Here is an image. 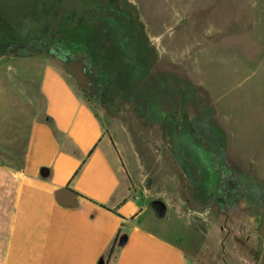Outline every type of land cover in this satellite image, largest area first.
<instances>
[{
    "label": "rangeland",
    "instance_id": "374dc122",
    "mask_svg": "<svg viewBox=\"0 0 264 264\" xmlns=\"http://www.w3.org/2000/svg\"><path fill=\"white\" fill-rule=\"evenodd\" d=\"M75 59L96 80L81 94L100 118L138 130L182 174L154 171L166 201L205 208L199 226L169 215L168 232L198 264H259L264 0H0V159L24 155L45 68L72 80Z\"/></svg>",
    "mask_w": 264,
    "mask_h": 264
},
{
    "label": "crops",
    "instance_id": "0c3cea01",
    "mask_svg": "<svg viewBox=\"0 0 264 264\" xmlns=\"http://www.w3.org/2000/svg\"><path fill=\"white\" fill-rule=\"evenodd\" d=\"M39 87L24 155L0 159V264H198L162 221L190 213L199 226L205 208H174L156 189L154 171H168L156 147L101 119L57 66Z\"/></svg>",
    "mask_w": 264,
    "mask_h": 264
},
{
    "label": "water",
    "instance_id": "95a60500",
    "mask_svg": "<svg viewBox=\"0 0 264 264\" xmlns=\"http://www.w3.org/2000/svg\"><path fill=\"white\" fill-rule=\"evenodd\" d=\"M65 69L69 75V77L73 80V82L76 84L77 88L81 92L88 93L92 95L95 91V85H94V78L93 76L88 73L87 67L85 62L82 59H75L71 62H69L66 66ZM164 159L166 164L174 171L176 174L179 176L181 182L185 184L182 174L171 164L169 161L166 151H164ZM67 193V191H64L63 194ZM64 202H68L69 198H64ZM261 213H262V221L259 226V233L261 237L264 240V195H263V203H262V208H261ZM259 264H264V248L261 253L260 257V262Z\"/></svg>",
    "mask_w": 264,
    "mask_h": 264
},
{
    "label": "flooded vegetation",
    "instance_id": "af4514ba",
    "mask_svg": "<svg viewBox=\"0 0 264 264\" xmlns=\"http://www.w3.org/2000/svg\"><path fill=\"white\" fill-rule=\"evenodd\" d=\"M87 71H88V69H87ZM88 73H89V71H88ZM93 78H94V77H93ZM94 85H95V91H94V93H93L92 95H90V96L95 95V92H96V89H97V83H96L95 78H94Z\"/></svg>",
    "mask_w": 264,
    "mask_h": 264
},
{
    "label": "trees",
    "instance_id": "16d2710c",
    "mask_svg": "<svg viewBox=\"0 0 264 264\" xmlns=\"http://www.w3.org/2000/svg\"><path fill=\"white\" fill-rule=\"evenodd\" d=\"M116 241H117V240H116ZM114 249H115V247H113V249H112V251H111V254L113 253Z\"/></svg>",
    "mask_w": 264,
    "mask_h": 264
}]
</instances>
